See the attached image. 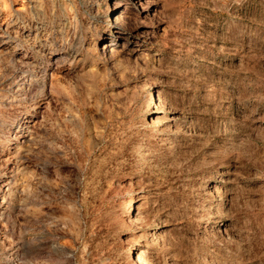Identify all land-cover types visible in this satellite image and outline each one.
Instances as JSON below:
<instances>
[{
	"label": "rangeland",
	"instance_id": "obj_1",
	"mask_svg": "<svg viewBox=\"0 0 264 264\" xmlns=\"http://www.w3.org/2000/svg\"><path fill=\"white\" fill-rule=\"evenodd\" d=\"M136 252L264 264V0H0V264Z\"/></svg>",
	"mask_w": 264,
	"mask_h": 264
},
{
	"label": "bare ground",
	"instance_id": "obj_2",
	"mask_svg": "<svg viewBox=\"0 0 264 264\" xmlns=\"http://www.w3.org/2000/svg\"><path fill=\"white\" fill-rule=\"evenodd\" d=\"M117 7V6H116ZM136 216V215H135ZM134 218H136V217H134ZM139 218V217H138ZM137 218V219H138ZM132 219V218H131ZM138 220H140V219H138ZM130 240V239H129ZM138 251V250H137ZM134 252V251H133ZM140 253H141V251H139ZM141 255V254H140ZM137 252L135 253V258H134V261H135V263H137V264H148L147 263V261L142 257L143 255H141L140 256Z\"/></svg>",
	"mask_w": 264,
	"mask_h": 264
}]
</instances>
